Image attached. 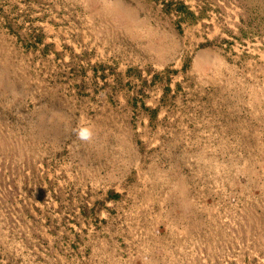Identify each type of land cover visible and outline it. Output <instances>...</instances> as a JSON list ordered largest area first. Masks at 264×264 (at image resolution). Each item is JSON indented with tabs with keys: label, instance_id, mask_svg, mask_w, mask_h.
<instances>
[{
	"label": "rangeland",
	"instance_id": "rangeland-1",
	"mask_svg": "<svg viewBox=\"0 0 264 264\" xmlns=\"http://www.w3.org/2000/svg\"><path fill=\"white\" fill-rule=\"evenodd\" d=\"M0 264H264V0H0Z\"/></svg>",
	"mask_w": 264,
	"mask_h": 264
},
{
	"label": "built area",
	"instance_id": "built-area-1",
	"mask_svg": "<svg viewBox=\"0 0 264 264\" xmlns=\"http://www.w3.org/2000/svg\"><path fill=\"white\" fill-rule=\"evenodd\" d=\"M154 233L157 235V234H159V231L156 230V231H154ZM155 234H153V235H155Z\"/></svg>",
	"mask_w": 264,
	"mask_h": 264
}]
</instances>
